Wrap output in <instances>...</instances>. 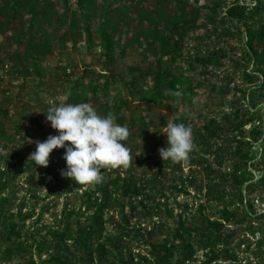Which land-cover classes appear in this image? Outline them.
Masks as SVG:
<instances>
[{"label":"trees","instance_id":"16d2710c","mask_svg":"<svg viewBox=\"0 0 264 264\" xmlns=\"http://www.w3.org/2000/svg\"><path fill=\"white\" fill-rule=\"evenodd\" d=\"M70 1L0 0V34L22 47L21 52L1 58L0 68L21 77H42L40 58L52 52L56 37L62 44L66 42L67 36L59 34L66 26L70 31H81L87 46L96 45L109 65L114 63L116 49L148 48L153 61L144 69H129L127 86L135 88L129 94L131 103L124 98L111 103L109 76L100 83L86 80L92 72L83 71L65 104L89 103L101 116L112 113L116 123L127 126L130 138L136 126L145 146L157 135H149L150 124L143 110L130 105L141 100L148 108V103L168 108L163 103L166 101L175 105L174 114L182 106L187 110L179 113L174 123L192 128L195 147L189 153L186 174L182 162L147 160L148 171L152 167L157 171L137 178L132 167L150 157L142 148L139 161L131 162L126 169H101L103 181L90 185L76 184L61 175L66 165L65 148L53 150L48 167L20 159L33 199H40L38 191L45 186L46 198L72 194L79 200V205L70 210L65 204L59 224L47 228L44 234L36 232L41 231L38 225L43 214L36 212L35 203L28 207L20 200L16 204L17 197L9 192L14 176L0 151V264H257L264 255V210L255 205L264 204V0H232L221 10L223 0L203 4L199 0H156L151 7L144 6L146 0H138L135 12L126 3L115 8V0H73V8ZM124 1L129 0H118ZM96 17L101 19L93 30ZM23 18L27 28L18 31L15 25ZM120 24H135L138 30L123 40L117 34ZM207 25L214 27L219 39L225 36L238 40V58L232 71L223 70L227 54L218 44H192L194 51H189L188 38ZM180 60L186 63L184 69L177 63ZM106 64L99 78L111 75ZM195 67H200L198 78L191 74ZM70 73L68 77L77 79ZM213 75L221 79L218 85L210 80ZM208 85L214 92H233L238 98L232 100L229 112L220 118L209 117L196 128L189 113L194 97ZM1 110L3 116L8 115L7 108ZM160 121L166 127L165 114ZM10 141L0 121V150ZM123 143L133 155L130 139ZM170 167L179 173L177 180L168 186L159 185ZM199 169L206 173L205 184L196 179ZM191 190L197 196L203 190L207 200H217L220 208L207 216L204 204L194 195L191 202L179 203V212L174 215L167 204L169 193L192 199ZM138 214L142 218H137ZM161 215L173 218L170 228L159 220ZM139 219L149 220L151 225L142 226ZM111 221L116 222V234L107 232ZM233 224L245 226L238 244L243 247L241 259L230 246L237 236L235 230L227 229ZM162 228L167 229V235L155 240ZM259 233L261 237L254 239ZM132 241L142 246L144 254L132 252L128 246ZM199 251L203 258L195 260Z\"/></svg>","mask_w":264,"mask_h":264},{"label":"rangeland","instance_id":"374dc122","mask_svg":"<svg viewBox=\"0 0 264 264\" xmlns=\"http://www.w3.org/2000/svg\"><path fill=\"white\" fill-rule=\"evenodd\" d=\"M156 0H146L144 6L151 7ZM113 6H122L123 4H128L132 9L137 6L138 0H129L128 3L118 2V0L113 1ZM194 2V0H193ZM211 3V0H199L200 4ZM232 0H223V3L220 6L227 5ZM62 6V5H60ZM70 7H74V1H70ZM115 16H117L115 14ZM132 16V15H131ZM100 17L93 19V30L100 21ZM15 28L18 31H24L27 28V20L23 18L22 21L16 23ZM55 28V27H54ZM53 28V29H54ZM214 27L207 25L199 29L188 38L187 47L189 51H194L192 47L203 46L205 43L210 46H216L217 44L224 48L227 57L223 61L225 62L223 70L232 71V66L235 64L238 58V40L228 37H223L219 39L214 33ZM138 30V27L133 24L132 27L129 25L120 24L118 33L122 36V39L128 38L131 34H134ZM65 34L66 42L62 44L59 42L58 37L53 42L52 52L40 58V66L42 67L44 74L42 77H37L35 75L21 77L19 75H14L11 73H6V70L0 68V108H7L8 115L3 116L2 110L0 109V121L4 124V130L6 131L8 137L11 141L6 145V148H1V152L6 160H8L9 165L11 166V172H13L12 188L9 190L10 193L14 192L17 197L16 204L20 200H24L28 207L32 206L30 204L35 203L36 212L43 214V219L38 228L41 229V234H44L45 230L49 227H56L59 224L62 210L65 204H68L69 210L75 208L79 205V200L77 196L72 194L54 196L46 198L45 193L47 188L42 186L37 196L39 200L33 199L28 190L32 191L31 186L27 183L25 179L26 170L20 166L19 160L24 159L28 161L30 154L36 150V141L43 142L48 137L47 136H56L58 132L54 130L49 122H46V115L48 108L50 106H59L60 104H65V101L68 95L72 92L75 86V82L79 81L83 71L92 72L86 80L103 82V79H110L108 86V99L112 103L119 99H127L128 103H131L129 100V94L131 91L135 90L129 88L127 85L130 81L129 69L132 67H140L142 69L146 68L153 59L149 53L148 48H134L127 47L125 52H120V50H115V60L112 65L106 64L105 59L102 57V52L95 46L88 47L84 40V35L81 31H70L68 26L63 27L59 34ZM210 34V38L206 37ZM72 35V37H71ZM213 35V36H212ZM95 41L98 40L96 33H93ZM205 42V43H204ZM201 47V46H200ZM204 48V47H203ZM22 47L19 44H15L10 37H7L3 34H0V59L8 56L12 52H21ZM181 67H185L186 63L183 60L177 62ZM107 65L111 69V75H101L103 77L99 78L98 74H103V65ZM72 76L77 77H68V73ZM221 73V72H220ZM219 73V74H220ZM191 74L195 78L200 76V67H195L191 71ZM115 77V78H113ZM235 79H238V75L235 76ZM213 84L218 85L221 81L216 75H213L210 78ZM210 85L207 88H202L199 90L198 94L194 97V107L192 112L189 113V120L192 121L194 126L201 127L202 124L207 121L209 117L220 118L224 113L230 111L231 102L234 98H238V95H235L231 92L228 95H222L219 92H214ZM166 101H163L164 105L167 107H162L156 103H148V107L143 106L141 100L135 101L130 106L135 107L137 110L141 109L145 113V116L150 124L149 126V135H157L153 140H149V144L145 146L144 142L139 140L137 133L139 129L136 126L132 130V137L130 139V148L133 150V160L132 163H136L140 159V150L143 148L146 156H150L149 159L145 158L140 165L135 164L133 166L134 174L138 178L142 174L147 173L151 175V172L154 173L157 171L156 167H152L151 171H148L147 160L149 161H160L162 158L159 154L160 148H166V127H162L160 118L162 114H165L168 122H174V119L177 118V115L187 110L180 106L178 108V113L174 114L172 109L175 108V105L165 104ZM171 107V109H169ZM170 110V111H168ZM264 110V109H262ZM100 115V114H99ZM249 126H246L248 128ZM227 130V129H226ZM225 130V131H226ZM228 131V130H227ZM161 138L160 141H157V137ZM156 139V140H155ZM157 141V142H156ZM160 158V159H159ZM183 173L187 172V161L182 162ZM67 170V165L64 167ZM178 172L173 169L167 168L166 175L164 179L158 182L159 185L168 186L174 181L177 180ZM196 179L201 181V184L206 183V173L202 170H197ZM192 199L187 198L186 195L176 196L175 192L172 194L169 193V198L167 201L168 207L173 208V214L175 215L179 212V203L191 202L193 197L197 196L195 190H191ZM195 195V196H194ZM198 199L204 204V214L207 216H212L216 212V207L220 208L221 204L218 201L207 200V197L203 195V190L200 196H197ZM196 199V198H195ZM52 202L48 206V203ZM20 204V203H19ZM256 207L264 210V204L255 203ZM47 209V210H46ZM26 209H24L25 211ZM193 214H196V208L192 206ZM141 216L138 214L137 218ZM137 218L134 219L137 220ZM142 218V217H141ZM214 218V217H213ZM161 222H166V227L170 228L174 220L170 219L167 216L161 215ZM142 226L151 225L149 220L139 219ZM245 226L240 224H233L228 226L227 229H232L237 232V236L231 240V248L234 252L237 253L238 257L243 258L244 254L242 252L243 247L238 246L241 241V234L244 231ZM116 222L111 221L107 224V232L116 234ZM167 235V229L162 228L156 235L155 240H161ZM260 233L258 238H260ZM128 246L132 249V252H141L142 246L138 245L137 242L132 241L128 242ZM254 247V244L252 245ZM251 247V248H252ZM260 257V256H259ZM202 252H197L195 260H202ZM214 264V263H211ZM257 264H264V255L259 258Z\"/></svg>","mask_w":264,"mask_h":264},{"label":"clouds","instance_id":"9594fccd","mask_svg":"<svg viewBox=\"0 0 264 264\" xmlns=\"http://www.w3.org/2000/svg\"><path fill=\"white\" fill-rule=\"evenodd\" d=\"M46 122L58 132L45 141H36V150L28 159L35 165L48 167L53 150L65 148L67 170L61 175L76 184L90 185L103 181L101 169L128 168L133 160L123 143L130 135L127 126L116 123L112 113L101 116L89 103L50 106ZM166 148H160L163 161L186 162L194 149L193 130L183 123L168 122ZM67 142V144H66Z\"/></svg>","mask_w":264,"mask_h":264},{"label":"built area","instance_id":"2783aa9c","mask_svg":"<svg viewBox=\"0 0 264 264\" xmlns=\"http://www.w3.org/2000/svg\"><path fill=\"white\" fill-rule=\"evenodd\" d=\"M240 3H242V2L240 1ZM257 238H258V234L255 235L254 239H257Z\"/></svg>","mask_w":264,"mask_h":264}]
</instances>
